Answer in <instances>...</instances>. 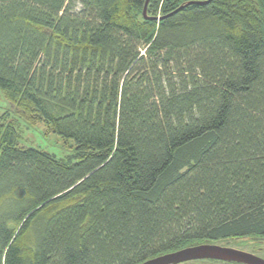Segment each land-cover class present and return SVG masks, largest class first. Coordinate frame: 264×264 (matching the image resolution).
Masks as SVG:
<instances>
[{
    "label": "trees",
    "instance_id": "trees-1",
    "mask_svg": "<svg viewBox=\"0 0 264 264\" xmlns=\"http://www.w3.org/2000/svg\"><path fill=\"white\" fill-rule=\"evenodd\" d=\"M0 0V264H143L264 242V0ZM158 18V19H157Z\"/></svg>",
    "mask_w": 264,
    "mask_h": 264
},
{
    "label": "rangeland",
    "instance_id": "rangeland-1",
    "mask_svg": "<svg viewBox=\"0 0 264 264\" xmlns=\"http://www.w3.org/2000/svg\"><path fill=\"white\" fill-rule=\"evenodd\" d=\"M7 113L9 122H14L18 129L19 144L23 147H31L39 150H43L52 154H55L61 158H65L73 153V143L66 142L57 135L51 133L49 128L39 123L36 125L29 124L24 118H22L17 109L6 99L0 90V123H8V120L4 118ZM221 246H227L234 249H241L245 251H251L264 258V242L254 241L250 239H230L220 244ZM180 264H213L206 261H189Z\"/></svg>",
    "mask_w": 264,
    "mask_h": 264
},
{
    "label": "water",
    "instance_id": "water-1",
    "mask_svg": "<svg viewBox=\"0 0 264 264\" xmlns=\"http://www.w3.org/2000/svg\"><path fill=\"white\" fill-rule=\"evenodd\" d=\"M211 1L212 0H209L207 2L188 3L184 6H181L179 10L191 4H207ZM149 3L150 0H147L143 13L146 19H153L152 17L148 16ZM197 260H216L238 264H264V258L262 257L234 248L224 247L219 244H202L194 247H189L149 260L143 264H180Z\"/></svg>",
    "mask_w": 264,
    "mask_h": 264
},
{
    "label": "flooded vegetation",
    "instance_id": "flooded-vegetation-1",
    "mask_svg": "<svg viewBox=\"0 0 264 264\" xmlns=\"http://www.w3.org/2000/svg\"><path fill=\"white\" fill-rule=\"evenodd\" d=\"M220 245V244H219ZM225 247H227V246H225ZM231 248V247H230ZM238 250V249H237ZM239 250H241V249H239ZM241 251H245V250H241ZM245 252H248V253H252V254H255L256 255V253H254V252H251V251H245ZM257 256H259V255H257ZM259 257H261V256H259ZM263 258V257H262ZM197 261H206V260H197ZM208 261H210V262H212L213 264H238V263H228V262H222V261H216V260H208ZM185 263V262H184Z\"/></svg>",
    "mask_w": 264,
    "mask_h": 264
}]
</instances>
